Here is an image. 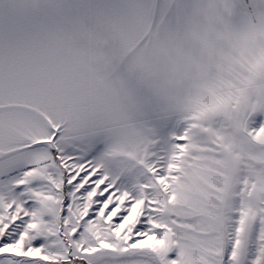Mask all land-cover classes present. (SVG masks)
<instances>
[{"label": "snow or ice", "instance_id": "snow-or-ice-1", "mask_svg": "<svg viewBox=\"0 0 264 264\" xmlns=\"http://www.w3.org/2000/svg\"><path fill=\"white\" fill-rule=\"evenodd\" d=\"M135 3L0 0V264H264V54L154 85L131 68L178 9L128 30Z\"/></svg>", "mask_w": 264, "mask_h": 264}, {"label": "rangeland", "instance_id": "rangeland-1", "mask_svg": "<svg viewBox=\"0 0 264 264\" xmlns=\"http://www.w3.org/2000/svg\"><path fill=\"white\" fill-rule=\"evenodd\" d=\"M145 1L137 0V3L133 5L136 19L128 22V30L135 28L137 24H145L151 28V20L157 8V0H152L149 4H145ZM176 7L180 13L189 11V8L183 10L181 6L178 8L176 5ZM251 16L253 19L250 23L245 20L239 22L242 26L245 24L253 31L254 35L251 37L253 44H234V42L239 43L240 38H229L231 33L227 28L223 29V26L230 21L221 19L210 21L208 25L212 33L224 37H210L212 45H207V37L202 39L197 36H189L192 32L190 21H176L173 19L174 15L170 18V22L158 24L151 29L149 44L140 50L139 59L132 65L131 71L157 86L172 85L180 79H191L195 83L202 76L211 72L219 62H228L237 56L244 60H250L257 55L264 54V42H262L264 41V10L258 6ZM185 23L189 28L182 25ZM223 41L224 44L221 43ZM124 44L125 34L119 31L115 37L103 40L100 47L92 52V58L95 57L97 69L104 71L105 67H108L115 71L118 61L121 59L120 49L124 47ZM77 45L80 46L79 43H76L74 47L79 50ZM89 49L90 44L88 43V52ZM108 87L112 97L121 101L122 81L110 80Z\"/></svg>", "mask_w": 264, "mask_h": 264}, {"label": "crops", "instance_id": "crops-1", "mask_svg": "<svg viewBox=\"0 0 264 264\" xmlns=\"http://www.w3.org/2000/svg\"><path fill=\"white\" fill-rule=\"evenodd\" d=\"M152 0L145 1V4H149ZM156 3V2H155ZM175 5L178 6V8L181 6L183 10H187L189 8V11H184L182 13L178 12L177 15L173 18L176 21H182V22H191V34L189 36L191 37H207V45L211 44L210 37H224L222 35H218L215 33H212L209 29L208 22L214 21V20H221L225 19L230 21V23L223 26V29H228L231 33L229 38H235L239 37L240 42H234V44L243 45L245 43L253 44L252 43V36L254 35L253 31L247 27L245 24L243 26L240 24L239 21H248L250 23L252 18V14H247L243 16H237V5L235 3V0H175ZM258 7V6H257ZM150 20V18H147ZM146 19L144 20V22ZM145 25V24H144ZM183 26L186 25V28H189V26L185 23L182 24ZM235 33V34H233ZM244 39V41H243ZM76 43H79L77 47L79 46V50L82 53L87 54V44L86 41H74L73 46H75ZM224 44V41L221 42ZM230 44H233V42H230ZM243 51V50H242ZM93 64L96 65L95 57L92 58Z\"/></svg>", "mask_w": 264, "mask_h": 264}]
</instances>
